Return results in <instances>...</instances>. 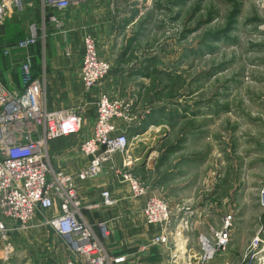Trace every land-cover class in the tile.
<instances>
[{
	"label": "rangeland",
	"instance_id": "374dc122",
	"mask_svg": "<svg viewBox=\"0 0 264 264\" xmlns=\"http://www.w3.org/2000/svg\"><path fill=\"white\" fill-rule=\"evenodd\" d=\"M35 1L39 7L32 10L30 4ZM23 3L24 11L14 8L5 21L17 14L21 24L30 25L23 38L35 28L39 35L37 44L47 45L51 34H61L64 22L61 26L48 22L41 0H23ZM120 4L114 14L124 35L114 37L113 34L112 54H119L118 47L124 42L122 54L126 56L117 66L109 61L112 71L108 77L115 75L119 83L147 80L146 86L133 92L109 89L112 99L131 103L132 121H118L130 137V170L145 183L149 195L160 196L154 186L152 169L143 165L148 161L149 166H154L151 134L155 127L168 126L171 131L165 147L173 146L175 165L188 170L178 172L174 183L179 181L177 188L182 184L180 190L186 192L187 189L195 203L206 194L209 197L202 204L207 216L188 219L174 215L169 227L173 231L170 241L159 244L171 248L178 242L200 247V264H203L224 251H215L204 259V237L213 243L211 230L222 224L214 195L217 186L213 185L219 183L220 193L226 197L225 214H232L234 221L242 217V224L248 225L245 229L248 234L241 232L236 239L231 235L230 243L232 239L238 244L252 242L255 235L246 219L264 213L258 205L264 185V0H123ZM60 19L63 20L61 15ZM42 29L45 30L42 32ZM138 64L143 67L137 69ZM42 80L46 85V77ZM94 90L93 93H100L101 87ZM88 93L83 90V95ZM45 94L47 100V91ZM153 113L158 117V124L151 125L149 120L142 125ZM199 126L205 130L202 138L206 143L202 152H206L204 163L207 167L196 171L190 170L192 167L187 161H198L201 152H193L197 143L187 137ZM137 133L142 135L139 137ZM187 141L190 143L184 153L180 152L181 142ZM144 142L145 148L141 149ZM69 143L75 147L78 141L72 139ZM164 156L163 162L168 163L170 155L167 154L165 160ZM51 159L56 168L61 165L74 170L70 161L58 163L54 156ZM120 164L121 157L117 162L118 166ZM113 172L122 181L120 170L114 167ZM178 174L185 175L178 177ZM201 179L208 180L212 186L202 184ZM121 195H113L116 205ZM160 197L168 201L166 196ZM36 218L39 220L31 224L25 236L10 235L14 248L10 247L8 253L17 250V257L10 258L12 264H71L74 255L65 240L44 223L43 216ZM152 227L153 237L164 229L160 225ZM0 243L4 247L1 239ZM243 264H264V243L251 263L248 252Z\"/></svg>",
	"mask_w": 264,
	"mask_h": 264
},
{
	"label": "built area",
	"instance_id": "2783aa9c",
	"mask_svg": "<svg viewBox=\"0 0 264 264\" xmlns=\"http://www.w3.org/2000/svg\"><path fill=\"white\" fill-rule=\"evenodd\" d=\"M22 1L0 0V28L14 8H24ZM81 1L41 0V4L49 21L61 26L60 14ZM38 38V32L33 28L29 35L0 49V54L7 55L16 48H29L38 42ZM84 46L81 80L85 93H88L103 86L112 66L100 56L92 36H85ZM20 78L23 86L20 90L8 87L0 79V239L4 246L9 249L12 232L28 229L33 219L41 214L44 223L70 247L74 255L71 264H125L126 256L111 254L84 214L86 209L114 206L116 198L105 189L99 202L86 203L78 191L76 178L93 180L107 165L120 170L122 181L128 183L133 198H145L141 211L146 223L164 226L153 241H170L173 231L169 227L174 214L168 201L149 195L145 183L130 170V137L118 121H132L131 103L112 99L106 92H100L93 134L78 144L88 163L75 175L65 168L53 166L49 149L52 141L81 133L85 106L78 104L49 110L45 82L42 77L35 76L30 55L20 63ZM117 156L121 157L119 166ZM260 204L264 208V185L260 191ZM98 225L107 236L106 222L100 221ZM233 226L234 216L225 214L221 226L211 230L213 243L204 237V259L227 248ZM263 243L261 228L248 251L250 263ZM209 248L213 249L210 254Z\"/></svg>",
	"mask_w": 264,
	"mask_h": 264
},
{
	"label": "crops",
	"instance_id": "0c3cea01",
	"mask_svg": "<svg viewBox=\"0 0 264 264\" xmlns=\"http://www.w3.org/2000/svg\"><path fill=\"white\" fill-rule=\"evenodd\" d=\"M121 1L123 0H82L78 5L60 14L61 17H63L62 21L64 22L61 34L59 32L54 35L51 34L47 45L36 43L29 48L13 49L7 55L2 52L0 54V79L8 87L19 90L23 88L20 78V63L26 56L30 55L33 60V71L35 76L42 77V79L46 77V106L49 110L70 107L76 104L85 106L83 114L84 125L81 133L79 135L58 138L50 143L49 149L50 154L55 157L58 163H61L62 161L64 162V160L70 161L72 169L74 170L65 169L75 175L88 163V160L80 152L78 144L80 140L90 137L93 134L97 113V101L100 94L91 91L90 93L83 95L84 89L81 80V67L84 56V39L86 35H92L96 39L98 52H105L100 54L102 58L110 61L115 66L121 62V59L126 56L125 54H122L124 42L118 47L119 54H112L113 34L114 37L124 35V31L121 29L122 26L118 25L119 22L117 23V17H115L114 14V11L118 9V7H116L117 4L119 6ZM32 4H30L32 10L39 7L36 1ZM23 11L24 8L21 12ZM21 22V18H18L16 14L0 28L1 50L5 45L14 44L16 41L23 38L30 25L27 26L21 24ZM44 30L45 29H42V32ZM121 41L122 40H119V42ZM115 51L117 52V50ZM137 63H139V61ZM151 64L155 65L154 63ZM140 67L142 68L143 65L138 64L136 68L138 69ZM143 80L145 82H141ZM143 80L119 83V80L114 75L105 80L100 92H106L108 95L109 89L120 92H133L142 88L143 85L146 86L147 80ZM170 108L172 109V106H170ZM151 118L153 119L151 120ZM147 119L148 120L142 123V125H145L149 120L150 122L152 121L151 125L154 124V126L158 124L156 122H159L156 113H153V117ZM170 131L171 129L168 126H164V124L155 127L153 134H151L154 141L153 150L155 151L153 154L154 166H149L147 161V165H143V167H146L148 170L152 169L154 186L155 188L157 187L160 196H166L164 198L169 201L174 215H178L181 218L201 219L205 215L207 216V210L202 207V204L204 199L209 197V195L206 194V196H202V198L195 203L193 195L189 194L187 189L184 190L186 192L180 190L183 188L182 184L179 189L177 188V183L179 181L177 179L178 182L175 184L174 176L180 171L188 172V170H186V167L185 169L181 168L179 164L175 165L174 158L172 157L175 153L174 147H167V145L165 147V143L167 144L166 139L170 135ZM204 131V127L199 126L198 129L193 131L192 135L187 137V139L193 140L197 143L193 148V152L195 154L201 152L198 161H187L192 167L190 170L198 171L200 169L203 170L204 168L206 170L207 166H205L204 163L206 152H202L204 144L206 143L204 138H202ZM149 133L150 132L148 131L147 134ZM137 134L139 137L142 135V133ZM72 139L76 140V142L78 141L77 146L73 147L69 145V140L71 141ZM158 143L160 144L159 147L157 145ZM189 143V141L186 143L181 142V146L178 147L180 152L184 153L185 147H187ZM143 148H145V142L141 149ZM167 154L170 155V160L168 163H164L163 155H165V160ZM158 156L161 157L160 161L158 160ZM116 161L119 163V156L116 157ZM193 165H195V167H193ZM58 166L59 168H62L61 165ZM178 166L180 167V170ZM113 170L114 165H107L101 175L93 180H81L80 178H76L78 191L86 203L99 202L102 199L101 192L105 189H110L111 193L115 196L119 193L122 194L121 201H118V204H115V207H101L99 210H84L86 219L93 225L95 233L106 244L109 252L114 256H126L127 261L125 264H200V247L194 248L192 244H180L175 242V246L168 248V246H163V244L152 242L154 238L152 232L153 227L146 223L141 211L145 198L136 199L130 196L131 192L128 183L121 181L114 174ZM184 175L185 174H178V177ZM201 180L202 184L206 183L208 186L211 185L208 180ZM183 185L184 187L186 186V184ZM215 186H217L216 193L214 194L216 195L215 202L217 203L218 211H221L222 218L226 213V197L223 193H220L219 183L212 187ZM125 193H129V195ZM205 202L206 204L208 203L207 201ZM259 202L260 200L258 201V205L261 206ZM40 215L41 214H38L37 217ZM38 220L39 219L35 217L31 224H35ZM102 220H104L108 226L109 234L107 236L103 235L101 228L98 225ZM243 221L242 217H237L234 221L235 224L231 231V235L235 236V239L237 234L241 232L247 233V230L245 229L248 225H243ZM246 221L250 222V227L253 229L251 233L253 235L257 234L261 228L262 234H264V213L263 215L254 217L249 216ZM29 229L21 231L15 230L12 232L11 237H14V235L17 236L16 238L23 237ZM177 233L178 236H181L179 232ZM250 242L251 240H247L245 243L238 244L237 242H233L232 239V242L226 250L217 255L214 259L202 263L243 264L244 258L247 256L250 249ZM10 247V249L14 248L12 244ZM8 251L9 249L5 246L2 247L0 243V264H12L10 258L13 256L17 257L16 249L11 253H8ZM241 256L243 257L240 258Z\"/></svg>",
	"mask_w": 264,
	"mask_h": 264
},
{
	"label": "bare ground",
	"instance_id": "6f19581e",
	"mask_svg": "<svg viewBox=\"0 0 264 264\" xmlns=\"http://www.w3.org/2000/svg\"><path fill=\"white\" fill-rule=\"evenodd\" d=\"M23 2V1H22ZM23 10V9H22ZM96 44H97V42H96ZM84 49H86V46H84ZM213 251V249L212 248H209V254L211 253Z\"/></svg>",
	"mask_w": 264,
	"mask_h": 264
}]
</instances>
